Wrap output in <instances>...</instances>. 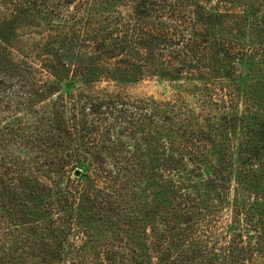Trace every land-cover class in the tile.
Listing matches in <instances>:
<instances>
[{"label": "trees", "instance_id": "16d2710c", "mask_svg": "<svg viewBox=\"0 0 264 264\" xmlns=\"http://www.w3.org/2000/svg\"><path fill=\"white\" fill-rule=\"evenodd\" d=\"M229 7L0 0V264H264V14Z\"/></svg>", "mask_w": 264, "mask_h": 264}, {"label": "rangeland", "instance_id": "374dc122", "mask_svg": "<svg viewBox=\"0 0 264 264\" xmlns=\"http://www.w3.org/2000/svg\"><path fill=\"white\" fill-rule=\"evenodd\" d=\"M84 1V2H82ZM136 0H26L29 7L31 8V13L39 12V14L45 19L41 21L42 23H53V24H65L72 23L76 18L81 19L85 17L87 13H103L105 15L109 14L119 17V14L123 18H127L134 11V3ZM225 4L232 7L229 9L235 10H245L249 7V12L251 13V18L255 15L260 17V14H264V0H224ZM214 5L216 0H213ZM75 18V19H74ZM43 20V19H42ZM71 21V22H69ZM73 24V23H72ZM29 29V28H28ZM24 28L25 35L29 30ZM20 43V48L22 46L30 45L31 47L37 46L35 40H29L27 37L22 36ZM40 41V40H39ZM97 42H89L86 44L88 48L82 45L76 46L73 55L78 53L86 55L89 57V47L91 49L95 48ZM40 45H43V42ZM85 47V49H82ZM19 48V49H20ZM88 53V54H87ZM94 56V55H92ZM119 57L114 59H105L103 64H108V68H112L118 63ZM87 62L86 59H83V63ZM119 64V63H118ZM111 66V67H110ZM119 69V66H118ZM171 70V69H169ZM186 75L184 76V78ZM178 79V78H175ZM105 82L99 84V88L107 90L109 93H127L133 98H143L149 99L153 98L158 101H166L169 99L168 92L163 89V85L156 83L155 81H146L135 86L127 87L126 89H121V84L119 82H114L112 80L104 79ZM186 82V81H183ZM177 83V82H176ZM197 95L198 92H197ZM190 103H195L196 101L192 98L188 99ZM198 178H195V181H198Z\"/></svg>", "mask_w": 264, "mask_h": 264}]
</instances>
